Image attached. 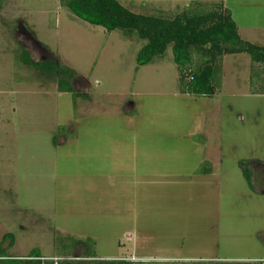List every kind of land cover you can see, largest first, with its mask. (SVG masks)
Wrapping results in <instances>:
<instances>
[{"label":"rangeland","instance_id":"rangeland-1","mask_svg":"<svg viewBox=\"0 0 264 264\" xmlns=\"http://www.w3.org/2000/svg\"><path fill=\"white\" fill-rule=\"evenodd\" d=\"M116 1L163 18L195 4ZM222 1L215 3L230 9L240 38L264 47V0ZM145 44L79 20L58 0H2L0 245L6 264H20L33 250L51 262L71 250L70 260H78L81 249L72 240L85 239L101 262L264 259V95L248 87L249 57H224L215 95L205 98L179 92L170 45L161 58L136 68ZM19 48L33 62L53 60L75 71L74 92L86 99L74 102L56 91L54 80L18 64ZM6 235L13 236L9 249Z\"/></svg>","mask_w":264,"mask_h":264},{"label":"trees","instance_id":"trees-1","mask_svg":"<svg viewBox=\"0 0 264 264\" xmlns=\"http://www.w3.org/2000/svg\"><path fill=\"white\" fill-rule=\"evenodd\" d=\"M59 6L68 9L73 16L91 26L100 27L107 33L122 31L124 36L135 35L146 44L138 51L136 68L151 64L163 56L171 46L173 63L178 70L179 92L189 96L212 98L220 79L221 64L225 56L245 54L249 57L250 70L248 87L252 95H264V47L243 41L229 12L220 3H195L172 17H156L133 13L116 0H58ZM2 0H0L1 8ZM17 52L19 54L17 55ZM15 61L31 68L47 79L54 80L56 91L70 94L76 99L85 95L74 92L72 83L77 73L53 60L33 62L29 54L19 48ZM242 177L251 187L247 168L242 166ZM9 239L8 249L13 245ZM72 246L80 247L78 260H70L71 250L58 253L57 261L43 264H127L126 261H95L93 242L90 239L72 240ZM73 251V249H72ZM6 251L0 245V264H6ZM65 258H69L65 259ZM37 250L30 252L20 264H41ZM94 260V261H93ZM256 264H262L258 262Z\"/></svg>","mask_w":264,"mask_h":264},{"label":"crops","instance_id":"crops-1","mask_svg":"<svg viewBox=\"0 0 264 264\" xmlns=\"http://www.w3.org/2000/svg\"><path fill=\"white\" fill-rule=\"evenodd\" d=\"M156 1H158V0H156ZM187 1H189V3H215V2H217L218 0H187ZM222 1V0H221ZM222 3H223V1H222ZM225 3H223V5H224ZM192 5V4H191ZM190 5V6H191ZM189 6V7H190ZM226 6V5H225ZM226 9L228 10V11H230V9L228 8V7H226ZM230 13V12H229ZM230 17H231V19L233 20V22L235 23V25H236V27H237V31H238V35H239V37H240V28L237 26V24H236V22L234 21V18H233V16L232 15H230ZM260 38L261 37H259V39L257 40V41H260ZM248 43H251V44H253V42H248ZM230 56H233V55H230ZM226 57V56H225ZM250 182H251V187H253L252 186V181H251V176H250ZM264 259H259V260H257V261H251V262H255V264L256 263H258V262H261V261H263ZM249 264H253V263H249ZM263 264V263H262Z\"/></svg>","mask_w":264,"mask_h":264},{"label":"built area","instance_id":"built-area-1","mask_svg":"<svg viewBox=\"0 0 264 264\" xmlns=\"http://www.w3.org/2000/svg\"><path fill=\"white\" fill-rule=\"evenodd\" d=\"M48 261V260H47ZM49 261H51V260H49ZM40 262H41V264H43L44 262H45V260L44 259H40ZM56 262V260H54V263Z\"/></svg>","mask_w":264,"mask_h":264}]
</instances>
